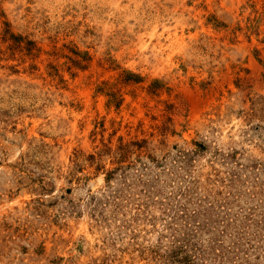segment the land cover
<instances>
[{"label": "rangeland", "instance_id": "1", "mask_svg": "<svg viewBox=\"0 0 264 264\" xmlns=\"http://www.w3.org/2000/svg\"><path fill=\"white\" fill-rule=\"evenodd\" d=\"M0 264H264V0H0Z\"/></svg>", "mask_w": 264, "mask_h": 264}]
</instances>
